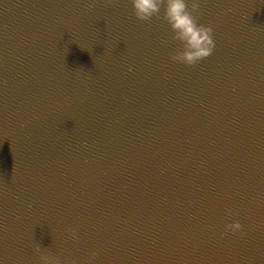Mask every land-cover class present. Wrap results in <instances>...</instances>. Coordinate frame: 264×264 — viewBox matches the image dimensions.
I'll list each match as a JSON object with an SVG mask.
<instances>
[{
	"label": "water",
	"instance_id": "obj_1",
	"mask_svg": "<svg viewBox=\"0 0 264 264\" xmlns=\"http://www.w3.org/2000/svg\"><path fill=\"white\" fill-rule=\"evenodd\" d=\"M200 11L188 66L131 0H0V264H264V0Z\"/></svg>",
	"mask_w": 264,
	"mask_h": 264
},
{
	"label": "clouds",
	"instance_id": "obj_2",
	"mask_svg": "<svg viewBox=\"0 0 264 264\" xmlns=\"http://www.w3.org/2000/svg\"><path fill=\"white\" fill-rule=\"evenodd\" d=\"M131 4L133 16L138 21L150 24L155 18L167 23L170 29L169 40L177 42V47L169 54L172 62L193 66L214 52L216 44L213 26L199 23L201 0H131ZM226 215L231 217L238 213L228 208ZM66 232L73 242L79 241L75 228L70 227ZM237 232L244 235L243 225L239 220H231L225 223L221 235ZM33 252L38 256V264H78L75 258L61 259L60 255L42 248L39 243L34 244ZM97 255L96 251L90 252L85 264H95Z\"/></svg>",
	"mask_w": 264,
	"mask_h": 264
}]
</instances>
